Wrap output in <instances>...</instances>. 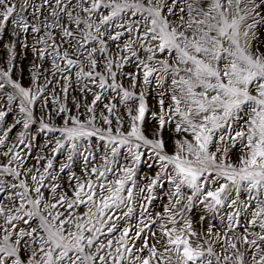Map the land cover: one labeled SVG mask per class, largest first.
Masks as SVG:
<instances>
[{
  "label": "snow or ice",
  "instance_id": "6c2138e0",
  "mask_svg": "<svg viewBox=\"0 0 264 264\" xmlns=\"http://www.w3.org/2000/svg\"><path fill=\"white\" fill-rule=\"evenodd\" d=\"M0 264H264V0H0Z\"/></svg>",
  "mask_w": 264,
  "mask_h": 264
},
{
  "label": "rangeland",
  "instance_id": "374dc122",
  "mask_svg": "<svg viewBox=\"0 0 264 264\" xmlns=\"http://www.w3.org/2000/svg\"><path fill=\"white\" fill-rule=\"evenodd\" d=\"M22 68L25 69V71L23 72V82L24 83H27V80H28V74H27V61H23L22 65H21ZM17 76L20 75L19 72L16 73ZM14 118V114H10V117H9V122H11V119ZM47 139V135H43L41 137L38 138L37 140V143L42 147L43 146V143L44 141Z\"/></svg>",
  "mask_w": 264,
  "mask_h": 264
}]
</instances>
